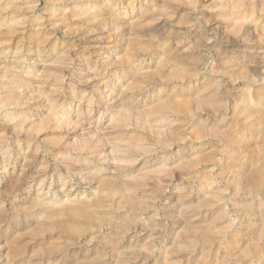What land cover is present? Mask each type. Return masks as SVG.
Instances as JSON below:
<instances>
[{
	"label": "rangeland",
	"instance_id": "374dc122",
	"mask_svg": "<svg viewBox=\"0 0 264 264\" xmlns=\"http://www.w3.org/2000/svg\"><path fill=\"white\" fill-rule=\"evenodd\" d=\"M0 264H264V0H0Z\"/></svg>",
	"mask_w": 264,
	"mask_h": 264
},
{
	"label": "bare ground",
	"instance_id": "6f19581e",
	"mask_svg": "<svg viewBox=\"0 0 264 264\" xmlns=\"http://www.w3.org/2000/svg\"><path fill=\"white\" fill-rule=\"evenodd\" d=\"M70 195H71L70 193H67V194H66V196H68V197H70Z\"/></svg>",
	"mask_w": 264,
	"mask_h": 264
}]
</instances>
